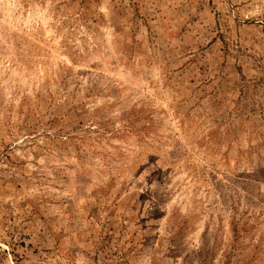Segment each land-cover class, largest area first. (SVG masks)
<instances>
[{
    "label": "rangeland",
    "instance_id": "rangeland-1",
    "mask_svg": "<svg viewBox=\"0 0 264 264\" xmlns=\"http://www.w3.org/2000/svg\"><path fill=\"white\" fill-rule=\"evenodd\" d=\"M0 264H264V0H0Z\"/></svg>",
    "mask_w": 264,
    "mask_h": 264
}]
</instances>
